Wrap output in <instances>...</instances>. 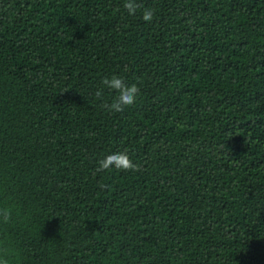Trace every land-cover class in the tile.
<instances>
[{"label":"trees","instance_id":"16d2710c","mask_svg":"<svg viewBox=\"0 0 264 264\" xmlns=\"http://www.w3.org/2000/svg\"><path fill=\"white\" fill-rule=\"evenodd\" d=\"M124 2L0 0L12 264H264V0ZM124 150L138 171L96 172Z\"/></svg>","mask_w":264,"mask_h":264},{"label":"clouds","instance_id":"9594fccd","mask_svg":"<svg viewBox=\"0 0 264 264\" xmlns=\"http://www.w3.org/2000/svg\"><path fill=\"white\" fill-rule=\"evenodd\" d=\"M128 15L134 16L137 11L141 12V19L151 23L154 17V10L142 6L137 0H125L123 4ZM102 87L97 88L94 93L96 99L101 101L100 107L109 113H122L126 108L133 106L139 98L140 87L138 82L129 83L119 75L105 76L101 80ZM108 89L116 93L111 102H105L103 93ZM140 165L135 163L129 156L128 151L109 152L96 161V172H106L110 170L135 172ZM101 189L109 187L100 184ZM15 206L12 204H0V227L7 226L13 221ZM15 254L13 242L4 236L0 238V264H12V256Z\"/></svg>","mask_w":264,"mask_h":264}]
</instances>
